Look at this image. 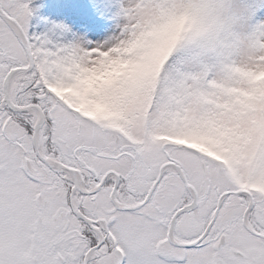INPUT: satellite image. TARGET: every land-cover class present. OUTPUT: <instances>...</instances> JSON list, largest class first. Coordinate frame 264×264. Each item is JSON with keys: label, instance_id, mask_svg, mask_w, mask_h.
<instances>
[{"label": "snow or ice", "instance_id": "1", "mask_svg": "<svg viewBox=\"0 0 264 264\" xmlns=\"http://www.w3.org/2000/svg\"><path fill=\"white\" fill-rule=\"evenodd\" d=\"M0 0V264H264V0H101L103 41Z\"/></svg>", "mask_w": 264, "mask_h": 264}, {"label": "rangeland", "instance_id": "2", "mask_svg": "<svg viewBox=\"0 0 264 264\" xmlns=\"http://www.w3.org/2000/svg\"><path fill=\"white\" fill-rule=\"evenodd\" d=\"M44 2L45 0H31L30 7L34 10V13L30 19V31L47 34L54 38L58 31L53 28L56 23L41 21L36 16V12L40 11ZM99 2L101 3V0H97V4ZM97 4L94 5L91 0H87V3L77 1L75 13L62 19L61 23L72 31L70 38L74 34L77 37H84L98 42L107 39L118 30L116 28L117 20L113 18L116 7L113 6L111 11H102Z\"/></svg>", "mask_w": 264, "mask_h": 264}, {"label": "trees", "instance_id": "3", "mask_svg": "<svg viewBox=\"0 0 264 264\" xmlns=\"http://www.w3.org/2000/svg\"><path fill=\"white\" fill-rule=\"evenodd\" d=\"M77 1L87 3V0H45L44 5L42 8H40V11L37 13L36 16L42 21L46 22H54L56 24H60L63 18H66L67 16H71L75 13V7L77 6ZM93 1L94 5L97 4V0H91ZM100 5V2L97 4V6ZM36 34H41L38 32H35ZM72 31L66 36L70 38ZM56 39H64V37L59 35V30L56 32L54 38Z\"/></svg>", "mask_w": 264, "mask_h": 264}]
</instances>
